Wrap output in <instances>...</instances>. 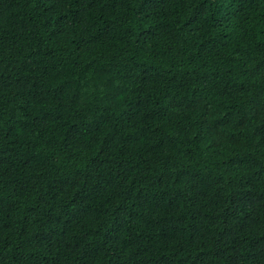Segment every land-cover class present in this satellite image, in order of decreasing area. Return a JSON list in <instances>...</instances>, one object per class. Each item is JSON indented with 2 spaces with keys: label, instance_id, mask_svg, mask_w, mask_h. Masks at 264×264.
<instances>
[{
  "label": "trees",
  "instance_id": "obj_1",
  "mask_svg": "<svg viewBox=\"0 0 264 264\" xmlns=\"http://www.w3.org/2000/svg\"><path fill=\"white\" fill-rule=\"evenodd\" d=\"M0 264H264V0H0Z\"/></svg>",
  "mask_w": 264,
  "mask_h": 264
}]
</instances>
